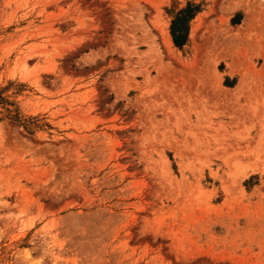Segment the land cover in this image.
Returning <instances> with one entry per match:
<instances>
[{"label":"rangeland","instance_id":"1","mask_svg":"<svg viewBox=\"0 0 264 264\" xmlns=\"http://www.w3.org/2000/svg\"><path fill=\"white\" fill-rule=\"evenodd\" d=\"M0 264H264V0H0Z\"/></svg>","mask_w":264,"mask_h":264},{"label":"trees","instance_id":"2","mask_svg":"<svg viewBox=\"0 0 264 264\" xmlns=\"http://www.w3.org/2000/svg\"><path fill=\"white\" fill-rule=\"evenodd\" d=\"M197 11L198 7L196 5L187 2L174 12L170 21L169 32L175 47L182 48L186 44L189 34V23Z\"/></svg>","mask_w":264,"mask_h":264}]
</instances>
